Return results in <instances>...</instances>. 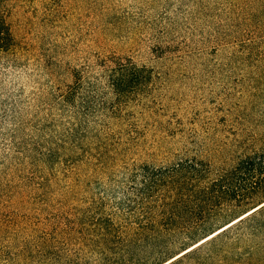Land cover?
Instances as JSON below:
<instances>
[{
	"label": "rangeland",
	"instance_id": "obj_1",
	"mask_svg": "<svg viewBox=\"0 0 264 264\" xmlns=\"http://www.w3.org/2000/svg\"><path fill=\"white\" fill-rule=\"evenodd\" d=\"M1 3L0 264H264L263 214L217 233L264 193L197 227L138 198L264 148V0Z\"/></svg>",
	"mask_w": 264,
	"mask_h": 264
},
{
	"label": "trees",
	"instance_id": "obj_2",
	"mask_svg": "<svg viewBox=\"0 0 264 264\" xmlns=\"http://www.w3.org/2000/svg\"><path fill=\"white\" fill-rule=\"evenodd\" d=\"M2 7L0 0V52H6L14 46L15 40ZM143 177L144 191L138 198L151 219L185 217L191 221L192 227H197L220 208L247 205L257 193H264V148L240 156L230 168H223L215 175L209 162L184 160L147 172ZM260 204L237 222L256 214L264 215V201ZM155 231L160 232L152 230ZM189 251L191 249L165 264L176 261Z\"/></svg>",
	"mask_w": 264,
	"mask_h": 264
},
{
	"label": "bare ground",
	"instance_id": "obj_3",
	"mask_svg": "<svg viewBox=\"0 0 264 264\" xmlns=\"http://www.w3.org/2000/svg\"><path fill=\"white\" fill-rule=\"evenodd\" d=\"M257 207H258V206H257ZM254 209H255V208H254ZM254 209H253V210H254ZM247 214H248V213H247ZM245 215H246V214H245ZM245 215H244V216H245ZM242 217H243V216H242ZM240 218H241V217H240ZM234 222H235V221H234ZM234 222H232V223H234ZM236 222H237V220H236ZM232 223H231V224H232ZM229 225H230V224H229ZM229 225H227V226H229ZM227 226H226V227H227ZM226 227H224V228H226ZM224 228H223V229H224ZM221 230H222V229H221ZM221 230H220V231H221ZM218 232H219V231H218ZM215 234H216V233H215ZM213 235H214V234H213ZM213 235H211V236H213ZM211 236H210V237H211ZM208 238H209V237H208ZM205 240H206V239H205ZM203 241H204V240H203ZM203 241H201V242H203ZM201 242H200V243H201ZM198 244H199V243H198ZM192 248H193V247H192Z\"/></svg>",
	"mask_w": 264,
	"mask_h": 264
}]
</instances>
